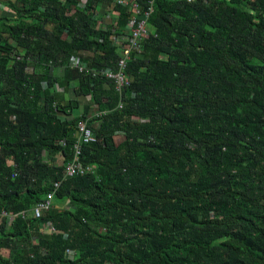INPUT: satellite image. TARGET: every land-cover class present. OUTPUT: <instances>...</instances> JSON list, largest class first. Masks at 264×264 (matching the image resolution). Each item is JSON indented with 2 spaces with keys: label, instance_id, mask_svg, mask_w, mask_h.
Masks as SVG:
<instances>
[{
  "label": "trees",
  "instance_id": "trees-1",
  "mask_svg": "<svg viewBox=\"0 0 264 264\" xmlns=\"http://www.w3.org/2000/svg\"><path fill=\"white\" fill-rule=\"evenodd\" d=\"M113 1L0 0V264H264V0H131L120 91L90 71L117 70ZM81 120L94 171L65 178Z\"/></svg>",
  "mask_w": 264,
  "mask_h": 264
},
{
  "label": "built area",
  "instance_id": "built-area-1",
  "mask_svg": "<svg viewBox=\"0 0 264 264\" xmlns=\"http://www.w3.org/2000/svg\"><path fill=\"white\" fill-rule=\"evenodd\" d=\"M131 0H114L113 5L126 7L127 9L132 10L133 15L132 19L129 21L127 25V33L125 37H120V39L114 40L113 46L116 49V52L120 55V58L117 62V70L113 71L109 68H99V69H91V73L96 77H103L105 79L112 80L115 83L116 90L120 91L121 88L127 84H129L128 78L125 76L124 71L126 68L127 61L131 58V55L134 53L140 52L141 43L149 38V33L146 27V19L151 14V9L147 13L144 14V19H138V8L135 4L130 3ZM87 0H78V8H83L86 4ZM112 8V7H111ZM0 12H9L7 7L0 4ZM73 13V12H72ZM116 14L114 12L109 11L107 14H97L96 20L97 24L102 30L107 28V20L109 21V25L115 23ZM71 68L77 69L79 72H83L84 65L81 64L78 56H74L71 58L69 63ZM100 116V113L96 114ZM134 120L139 121V118H135ZM97 140V136L94 133L93 129L89 126L86 120H81L77 124L76 131V144L74 147V156L71 162L65 164V178H71L76 175H86L94 171L93 166L84 165L80 161V157L82 154V144H90L94 143ZM64 144V143H63ZM59 183L55 184V187H59ZM55 203V193H49L46 199L40 203H38L30 212L31 216L34 219H40L45 213H47L51 207L54 206ZM23 218L25 213L20 214ZM9 222L14 216L9 215L6 211L0 212V221L4 219ZM47 231L49 233L53 232L50 227H43V231ZM66 254H69V250L66 251Z\"/></svg>",
  "mask_w": 264,
  "mask_h": 264
},
{
  "label": "crops",
  "instance_id": "crops-1",
  "mask_svg": "<svg viewBox=\"0 0 264 264\" xmlns=\"http://www.w3.org/2000/svg\"><path fill=\"white\" fill-rule=\"evenodd\" d=\"M121 105H122V103L120 104V107H122ZM93 110H94V113H93V115H96V114L98 113V110H97V108H96V107H94V109H93Z\"/></svg>",
  "mask_w": 264,
  "mask_h": 264
},
{
  "label": "rangeland",
  "instance_id": "rangeland-1",
  "mask_svg": "<svg viewBox=\"0 0 264 264\" xmlns=\"http://www.w3.org/2000/svg\"><path fill=\"white\" fill-rule=\"evenodd\" d=\"M105 24L109 25V21L107 20V22H105ZM59 163L61 162V160L58 158L57 160Z\"/></svg>",
  "mask_w": 264,
  "mask_h": 264
}]
</instances>
